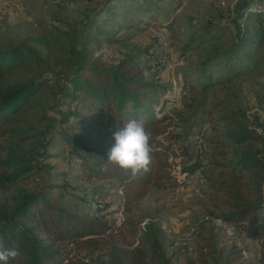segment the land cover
Returning a JSON list of instances; mask_svg holds the SVG:
<instances>
[{
  "label": "rangeland",
  "instance_id": "374dc122",
  "mask_svg": "<svg viewBox=\"0 0 264 264\" xmlns=\"http://www.w3.org/2000/svg\"><path fill=\"white\" fill-rule=\"evenodd\" d=\"M256 1L0 0V4L9 3L6 10L0 11V46L29 48L36 55L35 78L47 81V87L45 99L36 96L35 103H42L48 117L39 122L36 116H28L29 123L37 129L30 133L39 134L20 144L19 149L33 169L12 190H0V201L40 192L51 203L70 212L114 222L120 227L119 233L113 232L117 247L137 245L151 227L158 231L167 264L235 261L238 253L234 242L221 229L207 223L205 217L235 213L231 198L218 192L215 185L224 183L239 190L245 202L252 203L255 197L249 196L243 183L234 182L239 179L237 172L217 165L216 160L221 158L214 154L225 151L228 161L242 155H261L264 142L232 143L210 115H215L217 108L242 111L249 118L244 123H253L264 133V13L261 17L247 13V9L264 12L263 2ZM155 18L158 21L150 27L142 24L143 30L127 28L141 19ZM237 27L244 35L257 33L262 39L260 45L246 48L258 65L247 68V61L241 64L221 57L233 49ZM59 32L74 33L75 51L91 47L94 52L90 63L113 71H128L129 77L158 88L161 94L150 90L137 93L147 97L158 115L173 114L164 125L180 137L189 152V156L176 159L171 169L172 184L162 189L151 188L132 212L124 211L115 185L96 177L99 155L75 149L73 143L63 138L66 134L91 149L110 150L114 144L111 130L117 120L105 112L93 121L90 107L94 106L85 92L74 104V115L71 99H63L59 94L73 59L57 50L53 37ZM100 37H111L112 42L100 43ZM201 72L203 77L197 74ZM69 112L72 114L64 123L62 117ZM199 133L203 140L197 153ZM202 159L207 161L202 177L184 171L197 166ZM150 164L151 160L140 171H146ZM193 227L197 228L195 233H191ZM240 238L249 253V264H261L264 238L245 230H241ZM84 254L80 251L74 256L86 260ZM92 259L113 264L109 257L95 255ZM152 264L163 263L156 260Z\"/></svg>",
  "mask_w": 264,
  "mask_h": 264
},
{
  "label": "trees",
  "instance_id": "16d2710c",
  "mask_svg": "<svg viewBox=\"0 0 264 264\" xmlns=\"http://www.w3.org/2000/svg\"><path fill=\"white\" fill-rule=\"evenodd\" d=\"M257 1L264 4V0ZM247 10V13L258 17L264 13L256 9ZM157 21L158 18L153 21L141 19L138 24L127 25V28L143 30L142 24L147 28ZM236 30L233 49L221 57L228 62L233 60L243 64V61H247V68L258 65L254 55L246 48L260 45L262 39L257 33L244 35L239 27ZM53 38L57 50L73 58L70 73L63 77L66 85L59 90L63 99H71L70 102L75 104L80 93L85 92L94 106L90 107L93 121L105 112H109L117 120L115 128L111 130L112 135L131 119L143 122L150 133L151 164L146 171L138 170L134 173L108 161L109 150L91 149L77 143L75 137L73 140L66 134L63 136L65 140L73 143L75 149L81 148L87 153L95 152L99 155L96 177L115 185L122 192L124 211L132 212L135 205L149 195L151 188L169 187L174 178L171 169L176 159L189 156L180 137L171 132L168 125H164L173 114L158 115L147 97L137 93L139 90H150L161 94L153 84L129 77L128 71H113L90 63L94 52L91 47L85 46L82 51H75L74 33L59 32ZM105 40L112 42L111 37L98 39L100 43ZM36 62L38 58L29 48L5 49L0 46V190L3 192L18 186L33 169L19 149L20 144L39 134L30 133L37 129L29 123L28 116H36L39 122L48 118L42 109V103H35L36 96L45 99L44 89L47 87V81L35 78ZM197 74L203 77L202 72ZM226 74L225 76L229 75ZM89 77L93 79L90 80ZM71 114L69 112L62 117V121L67 122ZM210 116L216 121V127L223 129V135L232 143H243L247 140L264 142V133L257 125L244 123L249 118L242 111L217 108L215 115ZM215 152L214 156L221 158L216 160L217 165L227 166L237 172L239 179L234 182L243 183L249 196L255 197L254 202H245L239 190L235 191L224 183L215 185L218 192H225L231 198L230 206L235 210V213L223 218L234 222L240 230H245L248 234L261 235L264 238V154L242 155L228 161L225 151ZM196 164L198 165L185 168L184 171L196 173L200 162ZM119 230L120 227L114 222L103 217L88 219L56 206L40 192H28L12 197L11 201H0V250L15 248L19 253L16 258L9 260V264L106 263L102 259L94 261L92 256L95 255L99 258L109 257L113 264H152L156 260L167 264L156 229L148 227L135 246L117 247L113 241V232L119 233ZM235 247L238 253L235 261L217 264H247L242 250L236 244ZM80 251L85 252L83 257L86 256V260L74 256ZM261 264H264V250Z\"/></svg>",
  "mask_w": 264,
  "mask_h": 264
},
{
  "label": "clouds",
  "instance_id": "9594fccd",
  "mask_svg": "<svg viewBox=\"0 0 264 264\" xmlns=\"http://www.w3.org/2000/svg\"><path fill=\"white\" fill-rule=\"evenodd\" d=\"M114 144L110 148L108 161L122 169L136 172L149 163L150 133L143 122L131 119L113 133ZM19 255L15 248L0 250V264H9Z\"/></svg>",
  "mask_w": 264,
  "mask_h": 264
},
{
  "label": "built area",
  "instance_id": "2783aa9c",
  "mask_svg": "<svg viewBox=\"0 0 264 264\" xmlns=\"http://www.w3.org/2000/svg\"><path fill=\"white\" fill-rule=\"evenodd\" d=\"M8 6H9L8 2H2L0 4V11L6 10L8 8ZM162 62H163V64H165V60H163ZM71 109L74 110V102L71 105ZM196 139H197L196 152L199 153L198 150L201 151V144H202L203 136L200 135V133H199L196 136ZM206 163H207V161L205 159H202V161H200L199 168L196 171L198 176H200V177L203 176V171H204V167H205ZM100 207L103 208V206L101 204H100ZM101 212L104 213L103 210ZM205 220L207 223H209L213 227L221 229L222 232L227 237H229L240 250H242L243 259L246 261V263L247 264L250 263L249 253H248L247 249L243 246L241 238H240L241 230L236 226V224L234 222L228 221L227 219H225L221 216H216V215H208L205 217ZM196 230H197V228L193 227L191 229V233H195ZM165 231H168V229H165Z\"/></svg>",
  "mask_w": 264,
  "mask_h": 264
},
{
  "label": "crops",
  "instance_id": "0c3cea01",
  "mask_svg": "<svg viewBox=\"0 0 264 264\" xmlns=\"http://www.w3.org/2000/svg\"><path fill=\"white\" fill-rule=\"evenodd\" d=\"M149 160H152V159L149 157ZM118 191H119V190H118ZM121 193H122V192H121V191H119V194H120V196H121Z\"/></svg>",
  "mask_w": 264,
  "mask_h": 264
}]
</instances>
